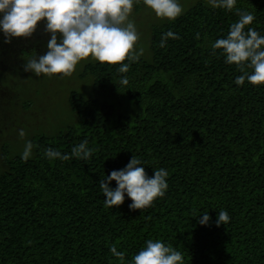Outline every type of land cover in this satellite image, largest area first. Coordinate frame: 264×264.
Wrapping results in <instances>:
<instances>
[{
  "label": "trees",
  "instance_id": "trees-1",
  "mask_svg": "<svg viewBox=\"0 0 264 264\" xmlns=\"http://www.w3.org/2000/svg\"><path fill=\"white\" fill-rule=\"evenodd\" d=\"M235 7L252 12L246 28L264 35V0ZM237 19L235 9L193 3L152 26L151 58L139 57L127 72L118 63H85L89 94L68 96L77 123L34 133L27 161L4 146L0 264H119L110 245L128 261L149 238L181 251L185 264H264V84L237 86L241 72L211 49ZM169 29L180 38L161 47ZM124 77L126 85L117 83ZM85 139L95 149L88 161L44 155L47 147L70 154ZM133 155L149 176L169 172L165 195L143 210L129 209L126 194L106 208L100 179ZM193 209H208L209 223L200 225ZM220 209L230 219L217 225Z\"/></svg>",
  "mask_w": 264,
  "mask_h": 264
},
{
  "label": "clouds",
  "instance_id": "clouds-1",
  "mask_svg": "<svg viewBox=\"0 0 264 264\" xmlns=\"http://www.w3.org/2000/svg\"><path fill=\"white\" fill-rule=\"evenodd\" d=\"M137 0H0V33L4 42L14 37H30L38 22L44 23V31L50 34L47 51L33 53L26 58L24 71L36 76H71L78 63L91 58L100 63L119 65L118 71L125 73L130 63L139 59L143 49L134 51L139 32L131 18L134 3ZM155 16L174 21L185 11L180 0H143ZM212 8L226 11L235 9L238 19L228 27L226 36L218 37L211 43L213 53L221 51L226 64H235L241 72L234 83L242 86L245 81L252 85L264 84V35L255 28L247 27L255 19L252 12L236 8L237 0H207ZM199 35V34H197ZM169 38L179 39L178 33L171 29L162 33L160 46L164 47ZM127 60V63L123 61ZM250 69V71H249ZM119 84L126 85L127 78ZM23 138L25 131L19 129ZM33 142L26 140L21 159L27 161L32 155ZM95 149L82 140L71 148V153H62L58 149L47 147L44 155L50 160H68L72 157L88 161ZM145 163L136 155L120 169H113L99 181L104 194V206L112 208L125 201V194L131 198L128 207L131 210L152 205L158 197H163L168 189L169 172L155 168L151 176L145 170ZM115 181V187L110 186ZM202 213V214H201ZM192 217L200 225H207L211 219L207 210L193 209ZM230 217L226 210L220 209L215 223L226 224ZM109 251L119 260V264H185L184 255L171 244L160 239H147L131 259L125 261V252L110 245Z\"/></svg>",
  "mask_w": 264,
  "mask_h": 264
},
{
  "label": "rangeland",
  "instance_id": "rangeland-1",
  "mask_svg": "<svg viewBox=\"0 0 264 264\" xmlns=\"http://www.w3.org/2000/svg\"><path fill=\"white\" fill-rule=\"evenodd\" d=\"M197 1L207 3V0H180L184 9ZM131 18L139 32L134 51L143 49L139 57L150 59L151 28L165 19L156 17L144 5L138 9L133 6ZM89 61L93 59L80 61L71 76L38 77L28 71L25 76L17 73L12 80H0V172L3 170L2 153L5 145L11 155L22 153L25 141L34 133L45 131L53 134L77 123L75 114L68 106V96L72 89L89 94L91 78L80 77L82 67ZM27 104L30 106L26 107ZM21 128L25 131L23 138L18 134Z\"/></svg>",
  "mask_w": 264,
  "mask_h": 264
},
{
  "label": "flooded vegetation",
  "instance_id": "flooded-vegetation-1",
  "mask_svg": "<svg viewBox=\"0 0 264 264\" xmlns=\"http://www.w3.org/2000/svg\"><path fill=\"white\" fill-rule=\"evenodd\" d=\"M50 34L44 31V23L38 22L35 32L30 37H14L5 43L0 33V80L8 81L16 77L17 73L26 75L24 71L26 58L33 53L39 55L47 51V41Z\"/></svg>",
  "mask_w": 264,
  "mask_h": 264
}]
</instances>
